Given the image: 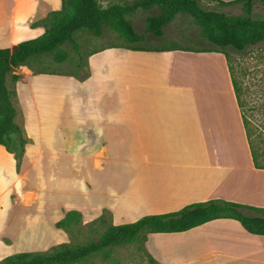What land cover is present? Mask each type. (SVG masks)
Instances as JSON below:
<instances>
[{"label":"crops","instance_id":"crops-1","mask_svg":"<svg viewBox=\"0 0 264 264\" xmlns=\"http://www.w3.org/2000/svg\"><path fill=\"white\" fill-rule=\"evenodd\" d=\"M19 2L0 0V47L40 34L36 22L61 7ZM185 46H103L83 76L14 71L27 141L18 168L0 144V258L67 236L55 222L71 209L87 226L103 211L119 224L210 198L264 207L227 58ZM144 247L158 264H264V234L229 217L148 232Z\"/></svg>","mask_w":264,"mask_h":264},{"label":"trees","instance_id":"trees-1","mask_svg":"<svg viewBox=\"0 0 264 264\" xmlns=\"http://www.w3.org/2000/svg\"><path fill=\"white\" fill-rule=\"evenodd\" d=\"M200 1L132 0L112 2L104 6L97 0H61L59 9L49 11L36 22L43 27L40 34L8 47H0V144L13 153L17 168L27 139L22 127L15 121L13 84L20 77L19 73L14 72L15 68L29 66L32 61L45 56L52 57L55 62L65 61L69 56L65 44L71 45L75 50L78 48L75 37L78 30H87L94 36H101L107 29H112L125 40V44L119 45L133 49L149 48L137 44L144 40L145 33H139L129 18V14L137 8L156 9V12L145 18V32L155 36L163 35V27L177 13L189 14L199 26L202 36L212 43V46L195 50H216L225 55L253 165L264 168V151L261 153L254 146L252 129L244 114L245 103L241 99V89L233 77L226 50L227 46H231L242 52L248 46L264 41V18L251 16L256 0H214L220 5L240 4L242 13L239 14L207 9ZM257 1L264 3V0ZM180 47L188 48L185 45ZM32 71L57 72L45 69ZM219 217L236 219L248 232L264 234V207L210 198L185 204L177 210L146 214L131 222L109 223L97 239L87 242L62 241L46 250L12 252L0 258V264H83L93 254L109 246H123L134 241L141 243L150 261H155L144 247L148 232L183 231ZM73 222H80V213L71 209L55 224L66 229Z\"/></svg>","mask_w":264,"mask_h":264},{"label":"rangeland","instance_id":"rangeland-1","mask_svg":"<svg viewBox=\"0 0 264 264\" xmlns=\"http://www.w3.org/2000/svg\"><path fill=\"white\" fill-rule=\"evenodd\" d=\"M19 10L27 3L28 6L34 7L35 13L42 10L39 7V0H19ZM47 1V0H46ZM101 5H108L112 2H125L132 0H97ZM201 5L207 9H214L225 12L226 14L242 13L240 4L220 5L214 0H201ZM156 12L155 8L141 9L137 8L129 14V18L139 33L145 28V18ZM251 16L253 18H264V3L255 1ZM78 42L77 50L71 45L65 44V48L69 51L68 58L63 62H55L52 57L45 56L41 59L34 60L29 66L16 67L14 71L20 68L29 70H55L76 76L85 74L84 62L87 53L107 45L125 44V40L121 38L114 30L107 29L103 35L94 36L87 30H78L75 33ZM137 44L142 46H171V45H188L193 47L212 46L204 36H202L199 26L196 24L192 16L187 13H177L171 21L163 27V35L155 37L150 33H146L144 40ZM229 65L232 70L233 77L241 89V99L244 104V114L252 129V139L255 148L263 153L264 151V41L255 45L248 46L244 51H236L231 46L226 47ZM11 87V82H9ZM100 221L95 224L81 225L78 222L70 224L67 230V236L60 235L49 244L46 250L51 246L57 245L67 239L70 243H83L92 239H97L103 232L107 224H109L108 214L103 212ZM74 221V220H73ZM217 225L215 224V227ZM229 232L225 227L219 229ZM188 239H192L190 236ZM196 238V237H195ZM193 240H189L192 242ZM34 245H27L33 247ZM21 248V247H18ZM19 251L22 249H18ZM77 264V263H76ZM83 264H158L150 261L148 255L144 251L139 242H131L123 246H109L100 252L93 254Z\"/></svg>","mask_w":264,"mask_h":264}]
</instances>
